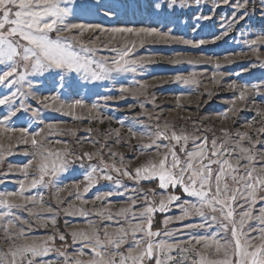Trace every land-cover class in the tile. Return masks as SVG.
<instances>
[{"label": "snow or ice", "instance_id": "snow-or-ice-1", "mask_svg": "<svg viewBox=\"0 0 264 264\" xmlns=\"http://www.w3.org/2000/svg\"><path fill=\"white\" fill-rule=\"evenodd\" d=\"M201 2L150 0L148 8L169 22L190 14L191 25L187 20L183 23L193 34L207 28L210 39H187L172 35L171 29L164 32L150 26L84 22L94 14L117 15L120 6L100 0H0V141H9L7 148L0 143V169L16 145L32 149L23 152L29 157L26 162L0 170V176H22L17 190L0 191V232L7 246L0 250V264H264V78L227 84L233 93L231 107L218 115L235 117L248 110L250 101L259 117L248 121L243 131L222 126L217 135L196 120L192 131L185 126L177 129L167 121L161 123L159 115L145 112L154 124L146 125L137 116L127 122L128 139L116 128L104 134L103 143L88 140L93 147L101 145L97 150L77 152L62 139L55 140L61 147H53L51 139L75 136L74 129L45 123L42 118V110H47L79 120L83 116L76 110L81 109L87 111L88 119L103 122L112 117H103L102 106L126 100L124 94H144L146 84L139 89L121 85L118 97L97 91L98 82L116 81L121 74L135 73L151 62L130 58L136 40L128 37L139 39L141 46L151 38L201 48L224 40L259 12L260 33L241 31V35L254 36L244 41L254 53L264 47V0L258 4L213 0L208 15L199 10ZM221 5L228 6L231 16L221 18L216 34L213 14ZM118 39L123 43L109 48ZM102 49L116 55L97 56ZM257 60L258 65L241 67L237 78L251 74L252 68L264 69V59L257 56ZM214 66L222 67L219 62ZM225 75L219 73L220 80ZM174 79L198 84L195 73ZM82 88L95 97L91 104L72 98ZM29 99L37 106L29 105ZM32 121H36L35 129ZM18 123L27 126L17 127ZM118 123L124 127L126 122ZM113 133L114 145L137 150L132 157L135 166L125 163V154L109 145ZM131 139L138 143L130 145ZM76 171L82 172L81 181L63 182L64 175ZM36 189L54 192L45 199L44 191L30 194ZM94 189L92 200L86 199ZM65 217L85 223L78 226L63 219L61 225ZM40 230L44 234L36 235Z\"/></svg>", "mask_w": 264, "mask_h": 264}, {"label": "rangeland", "instance_id": "rangeland-1", "mask_svg": "<svg viewBox=\"0 0 264 264\" xmlns=\"http://www.w3.org/2000/svg\"><path fill=\"white\" fill-rule=\"evenodd\" d=\"M101 3H112L120 6L117 10L115 17L109 18L102 14L91 15L85 17L84 22L100 23L105 27L113 26H133V27H157L161 31L167 32L172 30V35L184 36L187 39H210L208 35V29L199 34H193L191 27L186 26L183 21L187 20L188 25H191L192 21L189 15H180L179 20L176 22H169L164 20L151 12L148 8L150 0H100ZM236 2V0H233ZM253 4H258L259 0H252ZM213 0H202L200 11L205 15H208V7H211ZM104 10H101V13ZM179 14V13H178ZM215 21V32L219 34L220 22L222 17H230L231 10L226 5H221L219 9L213 14ZM175 19V18H173ZM228 20H224L227 23ZM206 23V22H202ZM261 21L259 18V12L242 26V28L234 29L224 40L218 41L215 44L204 45L201 48H195L191 45H183L175 42L166 43L159 39L155 42L151 38L146 40L141 46L139 39L134 37H128L127 39H135L136 46L131 54L130 58L141 59L145 61H151L146 63L143 68H139L135 73L129 72L121 74L116 81L98 82L101 87L97 91L102 94L112 95L118 97L121 95L119 88L121 85L131 88L139 89L140 84H146L147 88L144 89V94L133 97L129 94H124L126 100L110 102L106 107L102 106L103 117L111 116L112 119H103V122L97 120H90L87 117V111L77 109L76 114L82 115V119H74L73 116L64 113L42 110V118L45 119V123L53 122L58 123L59 127L63 129H74L76 135H56L51 137L53 141V147H61V145L55 144V140L62 139L68 141L69 145L77 152L81 151H95L100 148V144H96L94 147L88 143L89 139L104 141V134L111 132L116 128H120L121 134L125 139L130 137L127 131V122L133 118L139 116L144 124H154V120H148L144 115L145 112L153 113L160 116L161 123L167 121L175 124L177 129L181 126H185L189 131L193 130L192 121L196 120L198 126L207 127L220 135L219 129L223 127H229L233 131L245 130V125L250 120H259L254 110H252L251 102L248 103V110L241 111L237 116L233 117L230 113L227 119L219 113H224L231 104L229 103L233 98V93L227 90V84L231 81H236L237 84H243L246 82L254 83L258 79L264 78V69L252 68L251 74H241L239 78L235 73L239 72L241 67L249 68L250 63L259 64L260 60H257V56L264 59V47L260 48L258 52L254 53L253 50L244 43L247 39H253V35H241V31L248 33L259 34L261 31ZM251 25L252 27H249ZM84 39L88 40V35H85ZM103 39V37L101 38ZM123 43L119 39L113 41L109 48L118 47ZM115 56L116 54L110 50L102 49L97 53V56ZM211 62H207L208 60ZM192 60L194 63H187ZM228 60L233 63H227ZM173 61H180V63H173ZM219 62L222 67L220 69L215 68V63ZM225 73V78L220 80L219 73ZM196 74L198 84L185 85L175 81L176 75L190 76ZM213 73H216V79H213ZM219 80V84L216 82ZM213 95L209 98L208 93ZM46 95L47 93H41ZM155 97V104L152 102V98ZM72 98H84L85 102L91 104L95 99L91 96L87 88L80 90V95ZM179 98V101H178ZM207 101V103H205ZM178 102L179 105L178 106ZM257 103H260L257 98ZM28 104L32 107H36L35 101L29 99ZM144 104L141 108L140 105ZM238 106L243 105L238 102ZM2 107V106H0ZM191 117L192 119H188ZM125 121V126L121 127L118 121ZM33 129L36 127V121L31 122ZM17 127L27 126L23 123H18ZM43 127V125H40ZM92 129L89 133L87 130ZM137 130H141L139 127ZM210 135V133H209ZM115 139L114 133L112 140L109 141V145L113 147V150L123 152L125 154V163H129L135 166L137 161L132 157L136 154V149L129 145L121 144L114 145ZM0 143L4 144L7 148L9 141L3 139ZM15 144V140L11 141ZM138 143L137 140L131 139L130 145L135 146ZM31 151V146H25L23 144L16 145L12 151L13 155L6 156L3 168L0 170H6L8 164L19 165L27 161L29 157L23 155L24 151ZM107 152V149H105ZM107 158V157H106ZM22 179L19 174H9L8 176H0V191H12L18 189V180ZM63 182L69 183L73 180L81 181L83 175L81 171L69 172L63 176ZM106 189L101 188L100 191ZM115 191L116 189L113 188ZM38 191H44L45 199H48L54 192V190L36 189L32 190L30 194L35 195ZM96 190L86 196V199L92 200ZM118 199V198H117ZM89 207L92 205L89 204ZM99 206V204H97ZM118 206V205H117ZM178 214V213H175ZM26 215V214H25ZM159 218V217H158ZM69 219L70 222L83 226L85 221L81 218H62ZM159 226V225H157ZM178 226V225H174ZM44 230H40L36 235H43ZM7 246L3 240V233L0 232V250L5 249Z\"/></svg>", "mask_w": 264, "mask_h": 264}, {"label": "trees", "instance_id": "trees-1", "mask_svg": "<svg viewBox=\"0 0 264 264\" xmlns=\"http://www.w3.org/2000/svg\"><path fill=\"white\" fill-rule=\"evenodd\" d=\"M159 219V218H158Z\"/></svg>", "mask_w": 264, "mask_h": 264}]
</instances>
